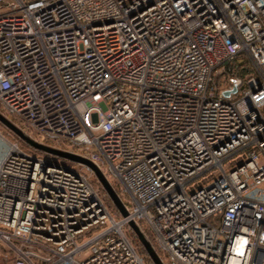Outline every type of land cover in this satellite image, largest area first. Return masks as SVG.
I'll list each match as a JSON object with an SVG mask.
<instances>
[{"label":"built area","instance_id":"2783aa9c","mask_svg":"<svg viewBox=\"0 0 264 264\" xmlns=\"http://www.w3.org/2000/svg\"><path fill=\"white\" fill-rule=\"evenodd\" d=\"M0 114L130 204L10 143L0 264H264V0H0Z\"/></svg>","mask_w":264,"mask_h":264},{"label":"rangeland","instance_id":"374dc122","mask_svg":"<svg viewBox=\"0 0 264 264\" xmlns=\"http://www.w3.org/2000/svg\"><path fill=\"white\" fill-rule=\"evenodd\" d=\"M243 62H244V58L241 56L240 58H238L236 60V62L234 63V66L237 67L238 65H241ZM242 69L243 68H240L239 70L237 69L234 72V75L239 76L246 83L249 76H248V73H244V70H242ZM250 72H251L250 73L251 76H256L255 70L253 68H251ZM5 118L8 119L11 123H13L20 130H22L24 132L26 131V127L24 124L17 123L14 119H11L9 117H5ZM27 131H29V130L27 129ZM30 135L33 136L31 131H29V136ZM0 136L4 139L3 140L0 137V152L2 154V157H4L6 155V147H8L9 144L11 143V144H17L22 149L27 150V151H31L32 153L40 155L46 159L55 160L56 162H61V163L67 164L69 166H74L75 168H78L79 170H85L86 169V166L84 164L77 163V162H74L72 160L64 159V158L57 157V156L47 155L43 152L37 151L33 148H30L29 146L27 148V145L17 135H15L11 130H9L6 126H4L1 122H0ZM47 145H49L53 148L59 149L58 146H55L53 144L47 143ZM91 182L95 187H98L101 190V192H102V194H104V196L107 197V200H108L107 205H108L110 211L112 212V214H114V215H116V217L120 218L121 214H120L119 210L117 209V207L115 206L113 201L110 199V197L108 196V194L106 193V191L104 190L103 186L101 185V183L99 182L98 178L96 177V175L94 173L91 175ZM115 183L116 182H113L111 184H115ZM118 188H119V192L117 194H119V197L121 198V201L123 202L125 208H126V206L129 207L130 204H129L128 199L123 195L121 188L119 186H118ZM126 233H127L128 237L134 242L138 251H141V249H144L131 228H126ZM4 254H9V255H11V257H13V252H11L9 250V248L6 246V244L0 240V256L4 255ZM83 257H85V256H83ZM146 257L145 258L147 260V263L153 264L151 259L147 255V253H146ZM0 262H1V259H0Z\"/></svg>","mask_w":264,"mask_h":264},{"label":"water","instance_id":"95a60500","mask_svg":"<svg viewBox=\"0 0 264 264\" xmlns=\"http://www.w3.org/2000/svg\"><path fill=\"white\" fill-rule=\"evenodd\" d=\"M237 89L235 88L233 92H236ZM230 93H225V96H229ZM0 122L6 126L9 130H11L15 135H17L27 146L30 148H33L37 151L43 152L47 155L57 156L64 159H69L77 163L84 164L86 167L92 170V172L96 175L99 182L103 186L104 190L110 197V199L113 201L117 209L119 210L120 214L122 216H127L128 212L125 208L123 202L121 201L120 197L116 193V191L113 189L110 182L105 178L103 173L88 159H85L81 156H78L76 154H72L69 152H65L56 148H53L51 146L42 144L31 138L27 133L20 130L18 127H16L13 123H11L8 119H6L3 115L0 114ZM130 228L135 233L137 239L139 240L140 244L143 246L145 252L151 259L153 264H164L161 260L159 254L153 247V245L148 241L142 230L135 224L130 223Z\"/></svg>","mask_w":264,"mask_h":264},{"label":"trees","instance_id":"16d2710c","mask_svg":"<svg viewBox=\"0 0 264 264\" xmlns=\"http://www.w3.org/2000/svg\"><path fill=\"white\" fill-rule=\"evenodd\" d=\"M242 57L244 58V62L241 64V65H238V70L240 69V68H243L242 70H244V73H249L250 71H251V68H253L254 69V63L252 62V60L248 57V56H246V55H242ZM237 68V67H236ZM237 70V69H236ZM217 77V81H218V83H219V85L222 83L221 82V75H216ZM27 148H28V146H27ZM112 185V187H113V189L116 191V193H118L119 192V188H118V186L116 185V184H111ZM119 195V194H118ZM105 198H106V202L108 201L107 200V197L105 196ZM143 233H144V235L146 236V238L148 239V241L153 245V247L156 249V245H155V243H154V240H153V238H152V236L147 232V231H143ZM140 252V254L145 258L146 257V252L144 251V249H141V251H139ZM147 258V257H146ZM146 258H145V260H146ZM148 259V258H147ZM149 260V259H148ZM147 261V260H146Z\"/></svg>","mask_w":264,"mask_h":264}]
</instances>
